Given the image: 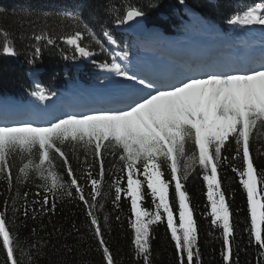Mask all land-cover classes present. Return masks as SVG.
Here are the masks:
<instances>
[{
  "label": "snow or ice",
  "instance_id": "obj_1",
  "mask_svg": "<svg viewBox=\"0 0 264 264\" xmlns=\"http://www.w3.org/2000/svg\"><path fill=\"white\" fill-rule=\"evenodd\" d=\"M84 11L78 7L56 13L72 28L58 37L74 53L66 59H76V54L93 57V46L105 52L106 42L117 44L108 28L101 25L97 33L86 21ZM105 11L114 16L117 25L145 16L142 8L131 4L123 9L109 4ZM24 14L33 13L25 11ZM42 15L47 17L52 13ZM93 16L95 13L89 11L88 20ZM227 23L232 27L259 26L264 31V0H255L237 9ZM0 35L5 40L0 45L3 54L15 57L17 50L8 39L9 33L3 31ZM31 38L37 45L29 63H35V57L41 53L39 42L55 45L57 40L43 30ZM123 56L127 59L128 53L124 52ZM247 63L243 70L203 71L178 83L166 84L138 76L113 56L111 62H102L99 67L131 84L115 102L118 106L65 112L44 124L9 123L7 110L0 111V120L4 121L0 123V180L6 183L9 192L30 179L41 182L38 185L41 190L33 194L39 199L29 202L27 192L21 197L17 191L11 200L13 215L22 212L27 218L31 212V218L36 219L38 215L54 213L57 200L72 197L74 191L86 206L104 264H116L95 212L102 207L97 198L106 195L105 160L113 157L109 187L114 189L113 203L117 206L122 194L130 200L136 258L141 264H152V226L164 222L174 241L178 264H201L194 206L185 186L189 176L200 169L206 184L210 222L221 230L223 237L222 259L225 264H238V258H234L239 245L233 212L222 187L221 172L227 167L237 174L246 192L250 242L254 236L262 250L260 256L264 257V168L256 162L258 157L264 158V51L249 57ZM30 95L38 101L49 102L56 94L34 81ZM230 148L234 155L227 154ZM73 156L80 166L79 174L73 167ZM236 161H241V166ZM60 166L65 169L63 174ZM65 175L68 180L64 179ZM146 197L150 198L154 211L141 206ZM18 200L21 201L19 208L16 207ZM8 207L6 199L0 210V248L5 252L0 264H20L17 253L24 254V250L19 247L18 233L11 229ZM32 231L35 233V229ZM39 246L36 242L29 249L39 251Z\"/></svg>",
  "mask_w": 264,
  "mask_h": 264
},
{
  "label": "trees",
  "instance_id": "obj_2",
  "mask_svg": "<svg viewBox=\"0 0 264 264\" xmlns=\"http://www.w3.org/2000/svg\"><path fill=\"white\" fill-rule=\"evenodd\" d=\"M255 0H0V32L7 31L8 39H11L17 50L15 57L3 54L0 47V101L10 100L18 103L37 102L30 95L34 81H38L43 87L54 92L56 95L68 90L80 92L90 90L94 86L102 85L106 80L102 76L99 64L111 62L113 56L119 53L122 57L124 52L128 58L143 49H152L153 42L165 44L157 39H139L119 28L114 16L105 11L109 4L123 9L131 4L145 11V24L149 29H156L165 35L172 36H204L208 26L225 35L236 33L240 26L232 27L227 23L228 17L237 9L254 3ZM78 7L85 9L84 16L90 26L99 33L101 25L112 31L117 41L116 48L110 43H105V52L93 46V57H79L66 59L74 55L70 46L64 44L59 36L72 31L68 21L56 15L64 10H72ZM25 11L33 13L25 15ZM89 11L95 16L88 20ZM52 13L43 16L42 13ZM38 13L40 15H38ZM122 14V13H121ZM47 31L57 38L55 45H47L39 42L41 53L35 57V63H29L34 57V48L37 42L31 37L34 33ZM87 43V39L84 41ZM5 43L0 35V45ZM153 50V49H152ZM234 147V146H233ZM229 156L234 155L230 148ZM83 159V155H80ZM73 167L79 174L80 166L76 157L71 158ZM114 159L106 157V176L103 189L106 195L97 198L102 204L95 210L96 215L104 231V238L112 251L116 264H141L135 256L134 230L130 220L134 214L130 211V200L122 194L121 200L113 203L114 189L110 188V180ZM257 164L264 168V158H257ZM115 163H119L118 160ZM241 166V161H236ZM63 174L65 169L59 167ZM203 172L197 169L196 173L189 176L186 188L191 196L194 206V218L198 226V246L201 252V264H225L221 250L222 233L219 228L211 224L208 215L210 208L206 199V184L202 180ZM167 178V175H166ZM222 187L226 190L227 199L232 209V220L235 226L236 243L239 250L234 258H238V264H260L264 257L262 251L255 243L254 236L250 242V213L247 207L246 192L239 183V177L230 168L225 167L221 172ZM65 180L69 178L65 175ZM41 182L38 179H30L26 184H18L14 189L7 191L6 183L0 180V210H3L4 201L9 200L8 218L11 229L18 233L19 247L24 250L17 256L20 264H104L102 252L99 250L90 219L86 214V206L78 199L73 191L72 197H63L57 200L54 213L38 215L31 218V212L26 218L22 212L13 215L11 200L17 191L23 196L28 193V200L39 199L33 194L38 190ZM88 189L86 188V192ZM172 189L170 188V199ZM21 201H17L16 207H20ZM141 206L154 211L150 198L146 197ZM38 207V206H37ZM119 216V220L116 217ZM107 217V221L105 220ZM75 225V229L73 228ZM110 226V230H109ZM35 229V233H33ZM39 242V251L29 249L33 243ZM152 264H178V253L171 240L170 230L166 223L160 222L152 226ZM71 248L72 251L68 249ZM5 258V252L0 248V261Z\"/></svg>",
  "mask_w": 264,
  "mask_h": 264
},
{
  "label": "rangeland",
  "instance_id": "obj_3",
  "mask_svg": "<svg viewBox=\"0 0 264 264\" xmlns=\"http://www.w3.org/2000/svg\"><path fill=\"white\" fill-rule=\"evenodd\" d=\"M250 30H256V31H258L259 33H263L264 31H262L261 29H260V27L258 28V29H253V28H249V27H243L241 30H239L237 33H235V34H238V33H240V32H242V33H240V34H245V33H247L248 31H250ZM238 36H240V35H238ZM169 41V43H170V46H171V44L172 43H174V41H175V39H169L168 40ZM186 41H189V40H186ZM173 46H177V45H174L173 44ZM141 56H143L142 58H138V59H136L135 61H134V63H139V62H142V63H146V64H148V65H151L152 64V62H153V59L152 58H148L147 56L148 55H141ZM156 61H157V59L156 58H154ZM120 62H121V60H120ZM134 63H131L130 64V66H129V68H132V67H135V64ZM122 65H126L124 62H122L121 63ZM215 68H216V70H224V69H217L218 67H216L215 66ZM202 72H198V73H196V72H194L192 69H191V72H189V71H184L183 73H182V75H183V77H182V79H184V78H186V77H188V76H195V75H199V74H201ZM105 75L106 76H109L110 78L109 79H111L112 81V83H111V86H114V85H117L118 84V81H117V78H116V76H115V74H113V73H108V72H106L105 71ZM181 79V80H182ZM127 84V83H126ZM107 85V84H106ZM107 87V86H106ZM100 94H94L93 95V97L94 98H97L98 96H99ZM96 101H99V100H96ZM50 102V104L53 102V103H55V100L53 99L52 101H49ZM57 104V103H56ZM48 106H49V104H47ZM53 108H54V105H53ZM57 108V107H56ZM100 109V108H99ZM46 111H51V110H49V109H46ZM58 114H54V116L53 117H56ZM61 116V115H60Z\"/></svg>",
  "mask_w": 264,
  "mask_h": 264
},
{
  "label": "water",
  "instance_id": "obj_4",
  "mask_svg": "<svg viewBox=\"0 0 264 264\" xmlns=\"http://www.w3.org/2000/svg\"><path fill=\"white\" fill-rule=\"evenodd\" d=\"M125 26L127 27V29L137 35L144 36L146 33L142 17L125 24Z\"/></svg>",
  "mask_w": 264,
  "mask_h": 264
},
{
  "label": "bare ground",
  "instance_id": "obj_5",
  "mask_svg": "<svg viewBox=\"0 0 264 264\" xmlns=\"http://www.w3.org/2000/svg\"><path fill=\"white\" fill-rule=\"evenodd\" d=\"M228 70H230V69H228ZM166 84H168V83H166ZM131 85V84H130ZM9 112V111H8ZM32 112V111H31ZM16 120H19V119H16Z\"/></svg>",
  "mask_w": 264,
  "mask_h": 264
}]
</instances>
